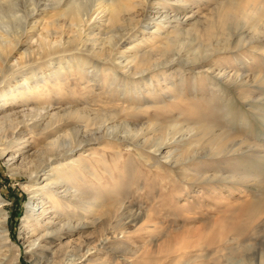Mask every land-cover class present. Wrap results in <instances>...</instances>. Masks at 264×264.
Here are the masks:
<instances>
[{
    "label": "rangeland",
    "instance_id": "obj_1",
    "mask_svg": "<svg viewBox=\"0 0 264 264\" xmlns=\"http://www.w3.org/2000/svg\"><path fill=\"white\" fill-rule=\"evenodd\" d=\"M183 1L15 0L19 12L6 23L8 39L13 38L9 39L11 48L0 49L4 70L0 71V86L11 72L15 74L10 86L20 83L19 69L25 66L28 74L39 77L79 59L114 65L127 61L130 42L144 41L146 48L175 31L184 43L180 50L169 49L171 64L147 65L149 70L139 79L143 87L125 90L103 85L101 78H90L88 64V74H79L73 67L61 80L50 77L37 93L0 108V116L29 112L19 118L22 122L16 135L11 129L0 131V148H5L0 153V201L9 236L7 246H0V264H258L264 259V0ZM35 3L32 16L18 19ZM109 4L116 16L112 25L99 11ZM77 5L91 16L100 12L97 17L101 18L89 22L81 45L51 50L46 46L42 53L35 52L32 45L38 33L45 34L46 40L79 35L72 10ZM164 15L170 24L155 25ZM160 27L165 33L157 36L153 31ZM110 35L113 47L107 52L111 56L97 58L92 46ZM120 35H124L121 42ZM201 43H210L214 51L195 63L185 62ZM10 63L13 68L8 70ZM125 75L132 77L129 72ZM124 101V105L131 103V109L113 117L112 123L145 128L138 136L141 141L168 135L173 139L160 152L184 150L189 159L171 164L156 153L148 165L137 143L128 137L117 138L122 132L101 136L85 146L91 174L79 168V177H66L70 185L78 183L98 202L94 212L87 214L73 204L71 209L60 208L62 214L54 213L53 221L45 224L47 213L39 219L40 227L31 230L25 167L37 165L41 150L34 152L38 146L84 124L75 118L68 119L72 124L63 118L51 121L48 116L40 118L39 112L44 113L43 107L49 111L63 108L65 103L76 109L109 112ZM150 124L169 130L146 129ZM45 125L49 127L42 131ZM212 132H225L216 140L218 147H225L221 153L212 151ZM21 153L30 155L26 164L20 161ZM203 175L210 179L201 180ZM228 175L236 179L223 178ZM42 180L40 175L37 181ZM64 187L62 183L58 191ZM118 218V228H113ZM87 221L89 225L83 226ZM42 233L51 239L47 245L52 249L41 253L36 248L38 241L34 248L29 243L39 240Z\"/></svg>",
    "mask_w": 264,
    "mask_h": 264
},
{
    "label": "bare ground",
    "instance_id": "obj_2",
    "mask_svg": "<svg viewBox=\"0 0 264 264\" xmlns=\"http://www.w3.org/2000/svg\"><path fill=\"white\" fill-rule=\"evenodd\" d=\"M180 1L181 3L184 2L183 0ZM36 5L37 3H35L32 9L25 12V15L24 14L23 16L22 14L18 15V19H20V17H23L24 19L27 20V18L32 16L33 13L35 12ZM79 6L80 5H77L72 8L75 23L79 27L77 28L79 35L70 36L68 39L66 38V40H64L63 37L64 35L63 36L58 35L57 37H53L51 40L50 39L46 40L47 37L45 36V34L44 36H42L41 35L42 32L41 34L38 33V35L34 38V43L32 45L35 47L34 50L35 52H37L38 54L42 53L43 50H45L46 46L50 47V50L58 49L60 47H66V46L68 47V45L80 46L81 45L80 43L82 41L81 37L83 36L82 33H84L87 27L89 26V22L91 23V21L94 22L98 19L101 20V18L97 17L100 12L101 13L103 12L105 13V15H107L105 21L106 23H109V25H112V23L115 22L116 20L115 9L112 4H109L106 8H102L101 10H99L100 12H97L96 15L94 16H91L92 14L86 12L84 8H81ZM17 12H19V10L16 8L15 0H0V25L5 27V29H2L0 26L1 50L4 49L7 51V49L10 47V40H12L13 38L11 39L9 38L10 40L8 39L9 29L6 26V23L10 22V20L17 17L15 16ZM168 18L169 17H167L166 15L161 16L162 20L155 21V25L157 24L163 27L165 23L167 25L170 24ZM175 18L176 20L180 21L179 19H177L178 17ZM166 19L168 21H166ZM162 27L155 28L153 32H155L157 36L164 34L165 31L164 29H162ZM86 32L88 33V31ZM12 34H14V32ZM16 35H18L17 32ZM178 35H179L178 31H175V35L173 36L167 34L163 37V41L161 43L153 46H147L146 48H144L145 45H143L144 41L142 43H137V45L134 44L133 42H130L129 44L131 46H129L127 50L131 52V55L128 57L127 61L123 62L122 60H120L119 62H117V64L114 65H104L94 59H91L89 61L79 59V61H77L76 63L69 61L67 64L59 65L55 70H49L47 74L43 73L39 77H36V73L33 75L28 74V70L23 69L26 68V66L21 67L22 69H19L20 71L19 74L20 76H22L20 83L10 86L9 84L10 78H12L13 77L12 75L15 74L14 72L11 75L12 73L11 72L10 75L8 74L7 76V81H5L6 84H2L0 86V102L2 103V107L0 106V108L5 109L4 105L6 103L14 100L16 101L19 98L24 99V96L29 97L37 93L40 88L43 89V85H41V83L44 84L46 81H49L50 77L61 80L64 73H68V74L72 73L71 68L73 67L75 68V71L77 73L86 75L88 74L86 67V65L88 64L91 66L92 69L90 78L94 79L99 77L102 79L101 83L107 84L109 87L119 86L121 89H125V90L134 89L136 87H143L144 84L139 82V79L140 78L142 79L144 77L143 76L144 72L149 70L148 69L149 67H147V65H150V67H156V66L158 67L160 65L170 63V60L167 59V54L169 55L172 54L169 52L170 51L169 49L177 48L178 50H180L183 47L182 44L184 42L181 41ZM112 38L113 36L110 35L103 39L101 38L100 41L97 40L98 43L94 44L91 48L92 53L97 58H101L103 56L106 57L111 56V53L108 52L113 47V45L110 44ZM123 38L124 35H120L118 41L123 40ZM17 39L19 40V36H17ZM195 40L196 37H193V41ZM75 42L77 43L74 44ZM17 43L18 42H16V44ZM141 44L143 46H141ZM211 51L213 52L214 49L212 48V45L210 43H207L206 45L204 43H201L194 50L192 58H188V59L185 58L183 60L185 62L195 63L203 58L208 57ZM113 58L116 59L117 57H113ZM5 63H7V61H5ZM12 68L13 65L11 66L10 63V65L7 66V69L10 70ZM2 70L3 68H0V71ZM127 72H129L132 75V77H126L125 73ZM135 75L138 77L135 78L134 77ZM234 78L237 79L236 77ZM124 103L126 102L124 101L121 107H115L109 112H102L99 111L98 109L97 110L87 109V108L76 109L68 105V103H65V107L60 109L56 108L53 111L52 109L49 111L47 107H43L42 109L44 110V113L41 114L39 112L38 116L40 118H44L46 116L50 117V120L53 118H63L64 119L63 121L66 124L70 122H71L70 124H72L73 121H69L68 119L75 118L77 120L83 121L84 124L83 126L74 125L73 127H70L69 129L65 130V132H63L62 135H58L55 138L49 139L42 146H38L39 148H37L34 152V153H39V151L41 150L37 157V161H38L37 165L35 166L31 165L25 167L24 173H26L29 177V182H28L29 184L26 187V189H28V192L30 194L29 206L31 208L29 209L30 214L28 215V218L29 220L33 221L31 230L34 231L37 230L38 227H40L41 221L39 219L40 218L42 219L47 213L50 214V216H48L47 220L45 221V224L51 223V221H53L52 215H54V213L55 214L60 213V208L63 211L66 209H71V206L73 204H77L76 206L81 207L83 210L87 212V214H91L94 212L95 208L99 205L98 202L93 198V196L91 197L90 194H88V191L83 190L79 185H77L78 183L75 185H70L66 177H70V178L73 176L79 177V175L77 174V170H79V168H83L87 174H91L92 171L90 172L89 169L90 166L88 163V158L85 157V155L87 154L86 153L87 149H85V146H87V144H89L90 142H96L101 138V136L111 135L113 133L116 135L117 132H122L123 135L117 136V138H119V140H123V139H127L128 137L129 139L131 138L134 141V143H137V145L141 147L139 152L142 155V161L148 165L152 164V160L154 159V156L156 157V153H158L160 156H162L163 159L167 160L171 164L183 163L185 160L187 161L189 159V157L185 155L184 150L183 152L181 151L180 153L179 152L175 153L176 151L172 152L170 151V149H167L165 152L162 153L160 152L161 146L164 144H168V142L171 139H173V138H169L168 135L160 138L145 139L141 141L138 138V136L144 133L145 128L143 127L137 128V126L129 125V123L127 122L124 123L120 122L118 124L112 123L113 117H115L122 111H128L129 109H131L132 107L131 103L126 105H124ZM49 105L50 106L54 105V103L51 102ZM28 113L29 112L26 111V112H22L21 114H16L11 112H6L5 114H2L0 116V131L5 132L11 129L13 133L17 132V130L20 129L19 125L22 122L19 120V118L28 116ZM30 113H32V110L30 111ZM33 124L34 122L31 125L33 128H35ZM90 125H92L93 127H91ZM157 126L155 124H150L146 129L156 130V128L157 129L164 128L163 130H165V132L169 130V128L166 126L165 127H159V126L157 127ZM47 127H49V125H45L44 127H42L41 130L43 131V129H46ZM188 132H193L192 134H194L195 131L189 129ZM220 134H225V132H212L211 134L212 137L215 138L211 142L212 151L215 153H221L225 149V147L223 148L218 147V143H216L217 138L222 136ZM14 135H16V133ZM4 152H5V148L1 147L0 153L4 154ZM20 156H21L20 161L22 160L24 162V160H26L30 155H25V153H21ZM129 161L131 163L133 162L132 160ZM46 170L48 171L47 173H45ZM41 171L43 173L39 174ZM40 175L43 176V180L41 182H38L37 180L40 178ZM186 176H187L186 172H184V177ZM223 178L234 181L236 179V176L228 175ZM208 179H210V176L203 175L201 177V180H208ZM62 183H65L64 190L58 191ZM256 205L257 204H255L253 207H255ZM62 206H64V209H62ZM2 209L3 206L0 201V239L4 241L3 245L0 246H7V243L5 241L9 239V236H8L7 228L5 226L6 213H4ZM251 210L252 209H250L249 211ZM104 212L107 211L105 210ZM91 222L93 223V221ZM119 222L120 219L118 218L115 221L113 228H118ZM89 223L90 222L87 221L82 224L84 226V225H89ZM36 241H38L36 243L37 244L36 248L38 249L39 252L42 253L46 249H52L50 245H47V242L51 241V239H48V236L46 234L42 233L39 236V240L36 239L30 241L29 247H33ZM58 247H57L58 249L55 248V250L52 251L53 254L52 256H54V254H56L57 251H59L60 246ZM258 264H264V259L260 260Z\"/></svg>",
    "mask_w": 264,
    "mask_h": 264
}]
</instances>
